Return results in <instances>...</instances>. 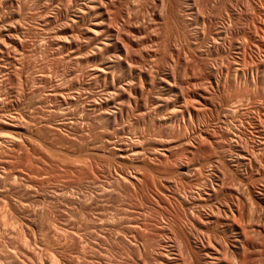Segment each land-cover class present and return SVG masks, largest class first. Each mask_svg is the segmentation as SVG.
<instances>
[{
  "label": "rangeland",
  "instance_id": "1",
  "mask_svg": "<svg viewBox=\"0 0 264 264\" xmlns=\"http://www.w3.org/2000/svg\"><path fill=\"white\" fill-rule=\"evenodd\" d=\"M93 1L0 0V264H234L204 214L264 210V0Z\"/></svg>",
  "mask_w": 264,
  "mask_h": 264
},
{
  "label": "bare ground",
  "instance_id": "2",
  "mask_svg": "<svg viewBox=\"0 0 264 264\" xmlns=\"http://www.w3.org/2000/svg\"><path fill=\"white\" fill-rule=\"evenodd\" d=\"M92 2V6H87L85 9V17L88 18L89 20H91L92 18H94V1L90 0ZM109 0H105V2H108ZM99 10L97 13V17L100 19V22H92V24L94 26H96L97 28L101 29V31H106V35L105 36V41H102L105 43V47H113L115 50H117L118 55H122V51L120 49V46L117 42V32L114 29H108L105 28L104 26L100 25L101 23H104V21L107 19V13H105L99 6H98ZM95 30V29H93ZM89 38L91 40H94L93 35H89ZM1 38H0V43H1ZM95 41V40H94ZM10 43L14 46L17 47L16 43H15V39L12 38V36L10 37ZM4 45V47L7 49V47L5 46L4 43H2ZM116 57L111 60H109V62H106V64H110V63H116ZM122 71L126 70V67H121ZM258 78H262L264 77V71H259L257 73ZM103 78V77H102ZM121 95V93L118 91V93L116 94V96ZM160 101V100H159ZM35 103V102H34ZM33 103V105H34ZM36 104V103H35ZM114 104V103H113ZM32 105V106H33ZM118 105V104H117ZM117 105L115 108H117ZM181 103H177L175 105V107L183 110V107L180 106ZM37 106V105H35ZM109 106V105H108ZM111 107V106H110ZM113 107V108H114ZM111 109V108H110ZM119 110V108H117ZM115 109V110H117ZM31 117V116H30ZM33 119H31L32 121ZM37 120V119H36ZM31 124V123H30ZM27 126V125H26ZM32 126V125H31ZM29 129V128H28ZM26 129V130H28ZM33 129V128H32ZM31 130V128H30ZM30 132V131H29ZM29 132H21L19 136H25L27 135ZM19 134V133H18ZM31 134V133H30ZM5 136V135H4ZM3 135L0 136V144L4 143L7 139V137H4ZM30 136V135H28ZM32 137V136H30ZM29 137V138H30ZM39 137V136H38ZM25 138H27L25 136ZM193 142H195L196 137L191 139ZM195 148V147H194ZM191 151V150H190ZM189 151V152H190ZM241 158H245L244 155H240ZM237 159V158H236ZM235 159V160H236ZM246 159V158H245ZM1 176V174H0ZM2 178V176L0 177V179ZM17 178V177H16ZM4 180V179H3ZM263 180V179H262ZM228 181V180H227ZM240 181V180H239ZM2 182V181H1ZM0 182V183H1ZM6 182V181H5ZM222 182V181H219ZM224 182V181H223ZM222 182V184L224 185V183ZM205 183V182H204ZM245 183V182H244ZM201 184V183H200ZM232 184V183H231ZM240 184V183H239ZM238 184V185H239ZM243 184V183H242ZM249 184V183H248ZM6 185V184H4ZM217 185V184H216ZM228 185V184H227ZM245 186V184H243ZM240 185V186H243ZM252 185V184H251ZM219 186V187H217ZM215 188H213V192L209 191L206 192L207 193V197L209 200L212 199H216V193H214L215 191H217V188H220L222 186L217 185ZM237 186V185H236ZM243 186V187H244ZM263 186V185H262ZM195 187V186H194ZM213 187V186H212ZM211 187V188H212ZM230 187V186H229ZM249 187V186H248ZM236 188V187H235ZM247 188V187H246ZM220 190V189H219ZM218 190V191H219ZM238 192L236 194L235 192V196H232L230 202L228 203L229 205H225L224 203L222 205H218V206H214L213 208H215V211H211L208 215L204 214V219L206 221L207 224H214V225H218L222 228V230L224 231V235L225 237H228V241H229V245H231L229 248V251L231 250L233 253V256L235 255V262H233L234 264H243L245 262H247V256L251 255L252 251L257 250L258 251V247H257V242L259 243V241L261 242V239L264 238L263 232L259 229V226H263L264 225V210L262 209V207H258L260 208V210L255 206V202L253 201V194H251V190H244L241 189L240 187L237 188ZM235 191V190H234ZM258 193V192H257ZM197 194V193H196ZM233 194V193H232ZM198 195V194H197ZM221 195V194H220ZM234 195V194H233ZM218 196V195H217ZM257 197H254L255 199L258 198L259 202L264 204V186L262 188L259 189V193L258 195H256ZM219 198V197H218ZM207 200V199H206ZM208 201V200H207ZM221 201V200H219ZM218 201V202H219ZM227 204V203H226ZM262 204V206H263ZM211 205V204H209ZM260 205V204H259ZM207 206V205H206ZM212 206V205H211ZM191 207V206H190ZM200 207V206H199ZM264 208V207H263ZM188 209V208H187ZM205 211V210H204ZM200 212V211H199ZM189 215V214H188ZM260 226V227H261ZM202 230V229H201ZM204 230V229H203ZM211 230V229H210ZM212 231V230H211ZM222 231V232H223ZM264 231V230H263ZM208 232V230H207ZM215 233V232H214ZM205 234V233H204ZM207 234V233H206ZM212 233H208L207 235L209 236L208 238V243L210 245V242H218L217 236L214 235L215 237L211 236ZM211 237V238H210ZM217 239V240H216ZM220 241V240H219ZM212 242V243H213ZM227 242V241H226ZM211 243V244H212ZM220 243L222 244V242L220 241ZM219 243V244H220ZM205 244V243H204ZM218 244V245H219ZM228 244V243H227ZM226 244V246H227ZM215 245V244H213ZM224 245V244H223ZM223 245H219L216 246L215 245V249H211V251H208L207 254L209 255V259L210 262L208 264H228L225 261H223L222 256L225 254L224 252H227L228 254V248L227 250H225V248H223ZM256 245V246H255ZM202 248L205 247V245H201ZM225 247V246H224ZM257 247V248H256ZM206 250V249H205ZM260 250V249H259ZM173 251V250H172ZM183 253V252H182ZM250 253V255H248ZM254 253V252H253ZM206 254V252H205ZM206 254V255H207ZM232 254H230L229 256H231ZM168 255V254H167ZM190 255V253H189ZM195 255V254H194ZM226 255V254H225ZM224 255V256H225ZM263 255V254H261ZM223 256V257H224ZM228 255H226L227 258ZM232 256V257H233ZM177 257H174L173 259H176ZM179 258V257H178ZM193 258V256H192ZM208 258V257H207ZM225 258V257H224ZM225 258V259H226ZM231 258V257H230ZM252 258V257H251ZM250 258V259H251ZM191 259V258H190ZM224 259V260H225ZM252 260V259H251ZM195 261V260H194ZM262 261V260H261ZM190 262V261H189ZM251 262V261H250ZM207 263V262H206ZM255 263V262H254ZM168 264H180L177 260H170L168 262ZM182 264V263H181Z\"/></svg>",
  "mask_w": 264,
  "mask_h": 264
}]
</instances>
